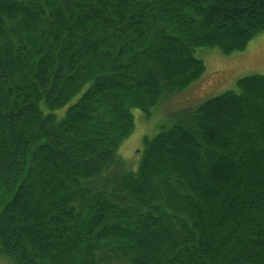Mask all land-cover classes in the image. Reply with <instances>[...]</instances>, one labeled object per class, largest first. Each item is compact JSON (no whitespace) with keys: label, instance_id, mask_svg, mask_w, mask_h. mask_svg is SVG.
Returning <instances> with one entry per match:
<instances>
[{"label":"trees","instance_id":"trees-1","mask_svg":"<svg viewBox=\"0 0 264 264\" xmlns=\"http://www.w3.org/2000/svg\"><path fill=\"white\" fill-rule=\"evenodd\" d=\"M264 0H0L4 264H264V74L136 125L244 51Z\"/></svg>","mask_w":264,"mask_h":264},{"label":"rangeland","instance_id":"rangeland-1","mask_svg":"<svg viewBox=\"0 0 264 264\" xmlns=\"http://www.w3.org/2000/svg\"><path fill=\"white\" fill-rule=\"evenodd\" d=\"M207 69L205 73L182 91L171 93L166 100L160 101L146 115L140 109H133L135 129L122 143L119 154L126 161L136 165L143 148L145 136L152 137L164 126L169 125L170 119L181 115L185 109L195 107L207 98L217 95L227 89L236 87L237 80L247 74H264V33L254 37L242 52L225 54L220 48H198ZM240 64V65H239ZM0 264H4L0 259Z\"/></svg>","mask_w":264,"mask_h":264},{"label":"crops","instance_id":"crops-1","mask_svg":"<svg viewBox=\"0 0 264 264\" xmlns=\"http://www.w3.org/2000/svg\"><path fill=\"white\" fill-rule=\"evenodd\" d=\"M240 65V64H239Z\"/></svg>","mask_w":264,"mask_h":264}]
</instances>
